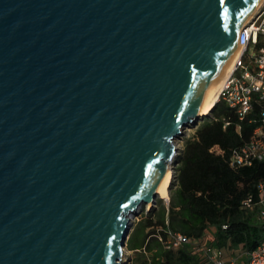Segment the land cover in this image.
Returning <instances> with one entry per match:
<instances>
[{
  "label": "water",
  "instance_id": "1",
  "mask_svg": "<svg viewBox=\"0 0 264 264\" xmlns=\"http://www.w3.org/2000/svg\"><path fill=\"white\" fill-rule=\"evenodd\" d=\"M260 2L0 0V264L123 261Z\"/></svg>",
  "mask_w": 264,
  "mask_h": 264
},
{
  "label": "trees",
  "instance_id": "2",
  "mask_svg": "<svg viewBox=\"0 0 264 264\" xmlns=\"http://www.w3.org/2000/svg\"><path fill=\"white\" fill-rule=\"evenodd\" d=\"M249 117L239 120L223 102L196 125L184 139L177 157L169 202L155 200V207L130 230L125 245L140 264H205V256L190 245L166 249L168 233L206 239V244L223 251L239 249L246 255L264 238V222L256 213L241 210L240 202L256 196V185L264 181V160L250 166L231 168L230 151L246 143L255 128ZM225 122L228 124L224 127ZM239 127V130H237ZM218 145L223 154L210 152Z\"/></svg>",
  "mask_w": 264,
  "mask_h": 264
},
{
  "label": "built area",
  "instance_id": "3",
  "mask_svg": "<svg viewBox=\"0 0 264 264\" xmlns=\"http://www.w3.org/2000/svg\"><path fill=\"white\" fill-rule=\"evenodd\" d=\"M241 33L239 54L220 88L217 103L223 102L239 120L248 116V123L256 126L246 143L230 151L228 164L231 168L250 166L254 160H264V2ZM227 124L225 122L224 127ZM210 151L223 154L220 148ZM165 202L168 204L169 200ZM239 206L241 210L254 211L264 222V181L257 183L256 196L248 195ZM163 245L169 250L190 245L205 256V264H238L237 258H226L222 250L207 245L206 239L196 240L169 232ZM246 264H264V238L247 253Z\"/></svg>",
  "mask_w": 264,
  "mask_h": 264
},
{
  "label": "bare ground",
  "instance_id": "4",
  "mask_svg": "<svg viewBox=\"0 0 264 264\" xmlns=\"http://www.w3.org/2000/svg\"><path fill=\"white\" fill-rule=\"evenodd\" d=\"M262 2H264V0H261V2L259 3L260 4L259 6H261ZM259 6L257 7V9L259 8ZM256 11H255V13H256ZM239 51H240V46L238 45L235 48V50L231 53L230 57H228L223 68L221 69V71L217 75L215 81L213 82L212 86L208 90V92H207V94L203 100V103L198 110V116L204 117L205 115H208L211 113L213 107L217 103L220 88H221L224 80L228 76V74L231 72L233 61L235 60V58L239 54ZM176 146H177V144H176ZM171 178H172V169L169 166L167 174H166L165 178L163 179V181H162V183H161V185L157 191V196L164 198L165 200L168 199V191H169V187L171 184ZM146 206L148 208L151 207L150 203L146 204ZM125 252H126V249H125Z\"/></svg>",
  "mask_w": 264,
  "mask_h": 264
},
{
  "label": "rangeland",
  "instance_id": "5",
  "mask_svg": "<svg viewBox=\"0 0 264 264\" xmlns=\"http://www.w3.org/2000/svg\"><path fill=\"white\" fill-rule=\"evenodd\" d=\"M202 118L203 117H201L198 122H200L202 120ZM196 125H197V123L195 125L185 127L183 130V134L175 140L179 154L182 150L184 139L190 137L193 134ZM175 164H176V162L174 163L173 167H171V169H172L171 182L173 180V176H174V172H175V170H174ZM168 197H169V191H168ZM157 199H161L166 204V202H165L166 200L164 198L157 196L155 200H157ZM155 206H156L155 204L149 208L146 205L141 206L137 210L136 214L131 218L130 230L133 228V226L137 222V220H139L141 217H143L149 211L150 208L155 207ZM125 249H126V252L123 255V261L120 262V264H140L139 261H135L134 253L129 251L127 249L126 245H125ZM224 256L226 258H237L238 260H241L242 258H244L245 254L242 250L234 248V249H228V250L225 249L224 250Z\"/></svg>",
  "mask_w": 264,
  "mask_h": 264
},
{
  "label": "crops",
  "instance_id": "6",
  "mask_svg": "<svg viewBox=\"0 0 264 264\" xmlns=\"http://www.w3.org/2000/svg\"><path fill=\"white\" fill-rule=\"evenodd\" d=\"M198 123H199V122H198ZM198 123H197V124H198ZM217 148H220V147H219L218 145H214L213 147L210 148V150H211V149H217ZM220 149H221V148H220ZM210 152H211V151H210Z\"/></svg>",
  "mask_w": 264,
  "mask_h": 264
}]
</instances>
